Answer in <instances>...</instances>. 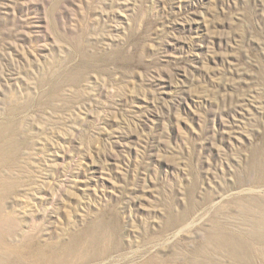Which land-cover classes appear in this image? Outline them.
I'll use <instances>...</instances> for the list:
<instances>
[{
  "label": "rangeland",
  "instance_id": "rangeland-1",
  "mask_svg": "<svg viewBox=\"0 0 264 264\" xmlns=\"http://www.w3.org/2000/svg\"><path fill=\"white\" fill-rule=\"evenodd\" d=\"M9 118L20 153L42 165L34 180L66 181L78 211L112 203L123 226L158 224L166 204L183 214L193 200L164 255L222 222L237 247L203 264H264L250 235L264 237L252 168L264 151V0H0Z\"/></svg>",
  "mask_w": 264,
  "mask_h": 264
},
{
  "label": "bare ground",
  "instance_id": "bare-ground-1",
  "mask_svg": "<svg viewBox=\"0 0 264 264\" xmlns=\"http://www.w3.org/2000/svg\"><path fill=\"white\" fill-rule=\"evenodd\" d=\"M77 52L89 62L97 59L80 42ZM15 125L13 118L0 122V264H203L200 258H209L212 251L237 247L234 229L217 222L193 248L163 254L169 249L165 243L170 235L198 209L193 200L183 214L166 204V214L158 224L154 217L137 223L131 216L123 226L112 203H98L94 210L83 206L78 211L63 200L72 197L66 181L52 188L47 175L41 184L34 180L42 165L20 153ZM252 168L264 184V151L255 153ZM258 207L262 220L264 206ZM251 234L264 241L260 232ZM159 246L161 250L153 253Z\"/></svg>",
  "mask_w": 264,
  "mask_h": 264
}]
</instances>
